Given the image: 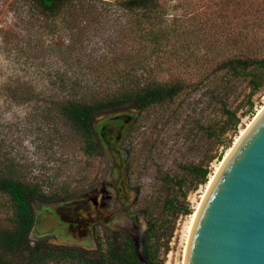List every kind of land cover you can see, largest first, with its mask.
<instances>
[{"label":"rangeland","instance_id":"1","mask_svg":"<svg viewBox=\"0 0 264 264\" xmlns=\"http://www.w3.org/2000/svg\"><path fill=\"white\" fill-rule=\"evenodd\" d=\"M230 1L161 0L171 19L169 29L177 27L178 31L170 32L169 38L163 41L165 49L161 56L151 60L153 75L161 81L177 77L191 82L204 79L173 102L153 105L143 111L137 109L139 114L121 144L127 159L126 175L136 187L133 208L142 214L147 211L145 222L142 221L144 225L135 236L143 240L148 228L146 219H151L157 227L162 225L157 236L164 246L160 252L164 264H183L190 215L206 188L204 183L194 189L197 178L190 168L209 166L210 177L228 149L234 146L241 130L264 106V86L253 95L254 105L250 109L252 89L248 82L241 78L218 77L221 72L217 73V62L234 53L231 48L234 44L242 43L241 40L233 43L231 37L237 35L244 41L249 33L246 41L252 43L253 50L264 41V24L253 22L244 7L246 0H233L228 4ZM25 5V0H0V141L10 154L34 163L28 172L48 181L47 192L63 186L71 194L82 192L100 178L107 152L103 150L101 156L88 158L75 131L64 119L54 117L51 105L63 99L64 94L50 86L49 71L37 69L35 60L27 62L20 51L29 36L24 22L27 19ZM174 17H178V22L172 20ZM10 32L15 38L8 37ZM31 39L35 43L38 34ZM45 39L48 43L54 41L52 36ZM24 82L34 83L37 89L26 92L33 93L27 98L16 96L23 95V91L10 88ZM224 106L236 109L242 120L237 131L222 136L220 142L209 136L207 127L224 121ZM213 157L216 158L212 160ZM170 178L183 181V187ZM167 199L185 200L192 212L185 214L167 209ZM6 203V197L0 194V225L8 223ZM39 208L37 206L36 210ZM45 224L33 231L34 240L48 229L49 225ZM50 242L54 241L50 239ZM166 245L168 252H165ZM47 264L74 263L54 260Z\"/></svg>","mask_w":264,"mask_h":264},{"label":"trees","instance_id":"2","mask_svg":"<svg viewBox=\"0 0 264 264\" xmlns=\"http://www.w3.org/2000/svg\"><path fill=\"white\" fill-rule=\"evenodd\" d=\"M25 4L24 22L29 36L20 51L27 62L35 60L37 69L49 71L50 86L64 94L63 99L51 105L54 117L64 119L75 131L88 158L101 156L104 150L98 129L102 121L97 122L98 117L132 107L143 111L173 102L204 79L191 82L177 77L161 81L153 75L151 60L161 56L163 41L170 32L178 31L177 27L169 29L171 19L161 0H25ZM244 7L253 22L264 24V0H246ZM174 18L178 22V17ZM34 34H38V39L32 43ZM10 36L14 34L10 32ZM49 36L54 38L52 43L46 42L45 37ZM231 38L233 43H242L234 44V53L217 62V73L221 72L218 77L246 80L252 89V109L253 95L264 86V41L253 50L252 43L246 41L249 33L244 41L237 35ZM51 55L54 58H48ZM10 88L23 91V95L16 96L26 98L33 95L28 91L37 90L31 82ZM223 112L225 119L221 124L207 127L209 136L220 142L222 136L237 131L242 120L236 109L224 106ZM10 152L0 141V194L6 197L8 214V223L0 225V264H47L54 260L74 264H164L160 258L164 246L157 236L162 225L157 227L151 219H146L148 228L142 241L115 232L99 236L96 247L91 248L34 240L36 207L72 192L66 186L47 192L48 181L28 172L34 163ZM190 170L197 178L194 189L208 182L209 166L196 165ZM169 180L180 187L184 185L183 181ZM165 207L185 214L192 212L185 200L167 199ZM168 248L166 245L165 252Z\"/></svg>","mask_w":264,"mask_h":264},{"label":"water","instance_id":"3","mask_svg":"<svg viewBox=\"0 0 264 264\" xmlns=\"http://www.w3.org/2000/svg\"><path fill=\"white\" fill-rule=\"evenodd\" d=\"M138 113L132 107L97 118L102 121L98 129L107 157L100 178L82 194L88 201L79 213L88 221L118 211L120 183L129 193L128 183L122 181L126 155L118 143ZM106 118L122 124H102ZM127 200L133 202L134 194ZM119 219L129 221L125 215ZM183 264H264V107L204 190L188 233Z\"/></svg>","mask_w":264,"mask_h":264},{"label":"flooded vegetation","instance_id":"4","mask_svg":"<svg viewBox=\"0 0 264 264\" xmlns=\"http://www.w3.org/2000/svg\"><path fill=\"white\" fill-rule=\"evenodd\" d=\"M102 124L118 126L122 124V121H112L106 118ZM122 141L118 143V147L124 152L121 147ZM103 145L106 151V143ZM126 163L127 159L125 165ZM122 181L128 183L129 193L125 192V187L120 183L121 207L108 218L98 215L92 221H88L79 213L88 201L86 197L82 196L84 191L46 202L49 205L44 204L45 202L40 204L39 210H36L34 230L45 223L46 226H49L47 230L43 231V234L37 237V240H43L54 245L91 248L96 247L99 236H104L106 232L127 233L136 237L135 233L144 225L145 214L133 208L135 198L133 202L127 200L128 195L135 194L136 187L131 185L127 175L123 177ZM69 203L77 205L69 207ZM123 215L127 216L130 221L120 220L119 218ZM139 217H142L143 220ZM130 228L131 230H129ZM50 239L54 242H50Z\"/></svg>","mask_w":264,"mask_h":264},{"label":"bare ground","instance_id":"5","mask_svg":"<svg viewBox=\"0 0 264 264\" xmlns=\"http://www.w3.org/2000/svg\"><path fill=\"white\" fill-rule=\"evenodd\" d=\"M263 107H264V106H262V108H263ZM262 108H261V109H262ZM261 109H260V110H261ZM260 110L258 111V113L260 112ZM258 113L256 114V116L258 115ZM256 116L254 117V119L256 118ZM254 119H253V120H254ZM253 120L248 124V126H247L246 128H243V129L241 130L240 135L237 137V139H236V141H235V143H234V146H232L230 149H228V151H227V153H226L224 159H223V160L220 162V164L216 167L215 171L210 175L209 180H208V182L206 183V187L208 186V184L210 183V181L212 180V178L214 177V175L216 174V172L219 170V168L221 167V165L223 164V162L226 160V158L228 157V155L231 153V151L233 150V148L235 147V145L238 143V141L241 139V137L243 136V134L246 132V130L248 129V127L251 125V123L253 122ZM205 189H206V188H205ZM199 202H200V201H199ZM199 202H198V204H199ZM198 204H197V206H196L195 211L190 215V224H189V226H188V233H189V230H190V226H191V223H192L193 217H194L195 212H196V210H197Z\"/></svg>","mask_w":264,"mask_h":264}]
</instances>
